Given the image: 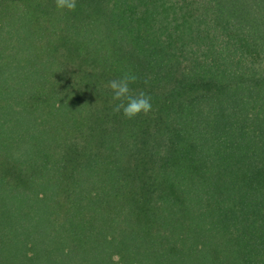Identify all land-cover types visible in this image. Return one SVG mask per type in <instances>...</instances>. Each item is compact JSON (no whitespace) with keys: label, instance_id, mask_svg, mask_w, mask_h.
<instances>
[{"label":"trees","instance_id":"obj_1","mask_svg":"<svg viewBox=\"0 0 264 264\" xmlns=\"http://www.w3.org/2000/svg\"><path fill=\"white\" fill-rule=\"evenodd\" d=\"M0 264H264V0H0Z\"/></svg>","mask_w":264,"mask_h":264},{"label":"clouds","instance_id":"obj_2","mask_svg":"<svg viewBox=\"0 0 264 264\" xmlns=\"http://www.w3.org/2000/svg\"><path fill=\"white\" fill-rule=\"evenodd\" d=\"M55 7L60 11H75L77 0H54ZM138 77L132 72H126L121 77L110 80L106 87L111 91L113 112L121 113L126 119L137 115H147L152 109V98L143 90L134 92L130 85Z\"/></svg>","mask_w":264,"mask_h":264}]
</instances>
